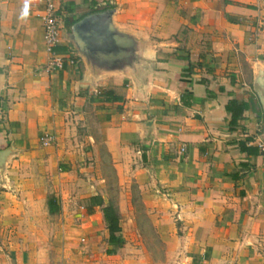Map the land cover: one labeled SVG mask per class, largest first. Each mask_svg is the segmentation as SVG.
I'll return each mask as SVG.
<instances>
[{
  "label": "crops",
  "instance_id": "obj_1",
  "mask_svg": "<svg viewBox=\"0 0 264 264\" xmlns=\"http://www.w3.org/2000/svg\"><path fill=\"white\" fill-rule=\"evenodd\" d=\"M46 1L0 0V150H10L0 264H48L56 252L60 264H153L133 216L123 232V206L98 176L100 146L117 179L132 177L173 264H264L262 109L251 86L253 63L264 62V0H73L69 13L54 0L59 64L42 38ZM105 4L154 59L140 86L113 74L89 85L66 39L73 18ZM106 204L121 238L110 252Z\"/></svg>",
  "mask_w": 264,
  "mask_h": 264
},
{
  "label": "water",
  "instance_id": "obj_2",
  "mask_svg": "<svg viewBox=\"0 0 264 264\" xmlns=\"http://www.w3.org/2000/svg\"><path fill=\"white\" fill-rule=\"evenodd\" d=\"M114 11L110 7L83 15L71 23L66 39L81 60L89 85L99 77L113 74L127 77L140 86L154 59L145 54L142 36L115 25ZM251 86L262 109L264 137V62L253 63ZM9 152V149L0 150V165Z\"/></svg>",
  "mask_w": 264,
  "mask_h": 264
},
{
  "label": "rangeland",
  "instance_id": "obj_3",
  "mask_svg": "<svg viewBox=\"0 0 264 264\" xmlns=\"http://www.w3.org/2000/svg\"><path fill=\"white\" fill-rule=\"evenodd\" d=\"M98 154L97 172L98 176H103L105 179L108 187L107 196L111 203H118L123 206L121 214L123 232L126 235L130 232L131 225L128 224L130 221H128L127 216H133L136 223L131 226V232L136 234V244L139 247L141 246V248L148 249L153 264H173V258L164 255L162 244L156 241L152 229L145 221L146 213L140 202V196L132 177L126 173L117 179L111 166L112 162L101 146L98 149ZM46 259L48 264H60L62 258L56 252V255L53 254Z\"/></svg>",
  "mask_w": 264,
  "mask_h": 264
},
{
  "label": "built area",
  "instance_id": "obj_4",
  "mask_svg": "<svg viewBox=\"0 0 264 264\" xmlns=\"http://www.w3.org/2000/svg\"><path fill=\"white\" fill-rule=\"evenodd\" d=\"M60 12L58 7L55 5L54 0H47L44 6L43 13L39 16L41 29H42V38L46 45V51L49 54L51 64H59V57L52 51V46L58 41L60 37V24H59ZM264 60V53L262 55ZM50 141V138L45 136L42 138V143L46 144ZM255 147L257 148L263 168H264V137H258L254 142ZM182 149V148H181Z\"/></svg>",
  "mask_w": 264,
  "mask_h": 264
},
{
  "label": "trees",
  "instance_id": "obj_5",
  "mask_svg": "<svg viewBox=\"0 0 264 264\" xmlns=\"http://www.w3.org/2000/svg\"><path fill=\"white\" fill-rule=\"evenodd\" d=\"M63 4H64L63 5V11L64 12L69 13L73 10V5H72L73 0H64ZM110 7H113V5L105 4V5L100 6V7L96 6L94 8H91L90 10H88V12H86V13L96 11L97 9L99 10V9H105V8H110ZM86 13H83L79 16H76L75 18H73L71 20L70 23L79 19L80 17H82ZM99 94L104 100H115V99H117V96H114L109 90H100ZM233 110H235V111H233V113H234V115H236L237 113H240L241 108L239 107V108H236ZM49 202H50V200H48V203ZM100 203H101V201H99V204ZM101 213H102V219H103L105 228L107 230L106 242L111 247V248H108L106 251L110 252V251H112L113 248L119 246L121 243V238L119 235L120 227L118 225V215H117L115 208L111 204H106V205L102 206L101 207Z\"/></svg>",
  "mask_w": 264,
  "mask_h": 264
}]
</instances>
